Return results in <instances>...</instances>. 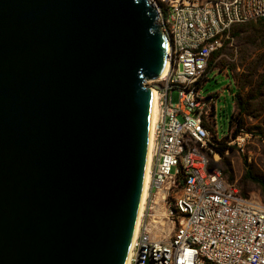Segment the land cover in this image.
<instances>
[{
	"label": "water",
	"instance_id": "95a60500",
	"mask_svg": "<svg viewBox=\"0 0 264 264\" xmlns=\"http://www.w3.org/2000/svg\"><path fill=\"white\" fill-rule=\"evenodd\" d=\"M150 0H0V264H126L170 41Z\"/></svg>",
	"mask_w": 264,
	"mask_h": 264
},
{
	"label": "built area",
	"instance_id": "2783aa9c",
	"mask_svg": "<svg viewBox=\"0 0 264 264\" xmlns=\"http://www.w3.org/2000/svg\"><path fill=\"white\" fill-rule=\"evenodd\" d=\"M150 1L170 41L169 66L146 83L156 91L158 118L145 204L126 264H264V202L242 195L211 165L206 123L216 101L199 85L233 27L264 18V0ZM245 137L240 133L230 144L242 147Z\"/></svg>",
	"mask_w": 264,
	"mask_h": 264
},
{
	"label": "rangeland",
	"instance_id": "374dc122",
	"mask_svg": "<svg viewBox=\"0 0 264 264\" xmlns=\"http://www.w3.org/2000/svg\"><path fill=\"white\" fill-rule=\"evenodd\" d=\"M241 42L239 38L232 39L224 48L216 60L219 67L209 72L210 79L203 82L202 92L205 95L214 92L218 94L215 97L213 118L208 125L212 137L226 138L236 128V125L232 128L227 126L233 112L237 110L232 99L235 96L233 91L239 89L240 94L236 97L244 101L247 107L242 115L245 122L242 134L246 136L244 145L240 147L232 144L235 148L229 150L224 157L215 156L214 152L210 157L211 161L226 170L225 174L230 182L236 183L249 196L260 199L262 195L259 184L245 179V173L249 169L264 179V49L250 47L248 51L241 50ZM241 60L244 66L241 65ZM228 66L232 68L230 72H227ZM161 229L159 225L155 227L158 233Z\"/></svg>",
	"mask_w": 264,
	"mask_h": 264
},
{
	"label": "trees",
	"instance_id": "16d2710c",
	"mask_svg": "<svg viewBox=\"0 0 264 264\" xmlns=\"http://www.w3.org/2000/svg\"><path fill=\"white\" fill-rule=\"evenodd\" d=\"M263 20H264V18L256 20V21H250L247 23L238 24V25L233 27V29L231 31V38L224 44V46L221 49H219L218 51H216L212 55V57L209 61V64L207 66V69L205 71V74L202 77V79L199 81L200 86H203L204 81H207L208 79H210L209 78V76H210L209 72H213L215 69H217L219 67V66H217L216 60L219 57V55L223 52L224 48L230 44L232 39L239 38V40L242 41L241 43L243 45V48L241 50L245 49L246 51H248V49L250 47H255L256 49H264V29H263L264 23H263ZM241 65L244 66V62L242 60H241ZM227 69H228L227 72H230V70H232V68H230V66H228ZM233 93H235V96L232 99L234 101V105L236 104L235 108L237 110L235 109L236 111L233 112V114L230 118V121H229V125L227 127L232 128L234 125H236V128L233 130L231 135L228 134V136H226V138L212 137V142H213L212 148H213L214 152L219 153V155H221L222 157H224L229 150L235 148V146L230 144V141H231L230 138L236 137L237 135H239L240 133H242L245 130V122H244V119L242 118V115L247 109L246 103L244 101L237 99L236 96H238L240 94L239 89H235V91H233ZM208 95L215 98V97H217L218 94H216V92H214V93H210ZM213 113H214V108H213ZM208 123L209 122H207L206 125L209 128ZM210 155H211V152H210ZM245 163L247 164L246 159H245ZM211 165L213 167L214 166L218 167L223 172L225 177L227 178V176L225 174L226 170L223 169L220 166V164L215 163L214 161H211ZM245 179L251 180L253 182H257L259 184L260 190H261V195H262L260 200L262 202H264V179L260 178L259 176H257L255 173H253L249 169H247V171L245 173ZM239 189H240V192L242 195L249 196L240 187H239Z\"/></svg>",
	"mask_w": 264,
	"mask_h": 264
},
{
	"label": "bare ground",
	"instance_id": "6f19581e",
	"mask_svg": "<svg viewBox=\"0 0 264 264\" xmlns=\"http://www.w3.org/2000/svg\"><path fill=\"white\" fill-rule=\"evenodd\" d=\"M168 62L165 67V70L162 75H164L168 70ZM153 92V104H152V112H151V124H150V136H149V152H148V162H147V169L145 174V183H144V189L142 194V200H141V206L139 211V216L137 220V226L134 236L137 234V228L141 220V214L143 212L144 204H145V198H146V191L148 187V182L150 178L149 169H150V163H151V154H152V147H153V134H154V126L158 118V104H157V94L155 90H152Z\"/></svg>",
	"mask_w": 264,
	"mask_h": 264
}]
</instances>
